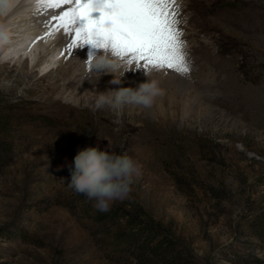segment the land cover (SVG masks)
Wrapping results in <instances>:
<instances>
[{
	"label": "rangeland",
	"instance_id": "obj_1",
	"mask_svg": "<svg viewBox=\"0 0 264 264\" xmlns=\"http://www.w3.org/2000/svg\"><path fill=\"white\" fill-rule=\"evenodd\" d=\"M178 4L190 71H150L165 94L177 78L186 98L202 94L176 115L99 103L149 79L143 62L117 58L116 73L92 68L83 83L62 84L50 79L57 67L34 79L15 61L0 64V118L11 144L0 156V264H166L129 217L159 228L192 264H264L255 234L264 221V0ZM109 141L141 170L129 196L112 203L117 214L99 220L94 200L69 186V165L80 149Z\"/></svg>",
	"mask_w": 264,
	"mask_h": 264
},
{
	"label": "snow or ice",
	"instance_id": "obj_2",
	"mask_svg": "<svg viewBox=\"0 0 264 264\" xmlns=\"http://www.w3.org/2000/svg\"><path fill=\"white\" fill-rule=\"evenodd\" d=\"M36 4L37 13L60 10L44 23L68 41L61 55L70 58L74 48L91 43L110 50L128 67L143 62L148 72L190 71L178 0H36ZM95 12L100 15L94 16ZM93 55L89 53V71Z\"/></svg>",
	"mask_w": 264,
	"mask_h": 264
},
{
	"label": "bare ground",
	"instance_id": "obj_3",
	"mask_svg": "<svg viewBox=\"0 0 264 264\" xmlns=\"http://www.w3.org/2000/svg\"><path fill=\"white\" fill-rule=\"evenodd\" d=\"M59 11V9L49 10L45 13L41 9L37 13L36 0H0V24L4 25L8 31V41L3 46H0V54L2 55L0 64H4L6 61H15L20 72L25 71L27 75L33 76L32 78L34 79L45 77L48 73L54 72L55 67H57L55 75L52 78L50 77L53 83L62 84L63 79L67 78H75L83 83V75L89 72L85 62V60L89 59V53L98 55L107 50L94 48L91 43H84L82 46H77L72 50L70 58L66 53L61 55V53L65 52L68 41L60 33L53 31L50 26L46 27L44 23L54 12ZM80 24L82 22H78V26ZM49 32H52V34L47 35L46 33ZM57 62H59L58 65ZM200 67L198 66V68ZM163 72L160 71L158 73L162 79L164 81L171 80V76ZM177 79V82H171V85L174 86L171 93L165 94L167 90L162 88L161 94L154 99L153 104L150 106L149 111L156 117H165L166 108H168L170 115H176L180 110L179 108L188 107L191 103L194 104L195 101L191 102V99L197 98L196 101H200L201 93L198 95L199 97L192 95L191 99L180 93L183 87L184 93L187 94V85L181 79ZM181 82L183 85L180 84ZM177 92L180 93L178 97ZM213 92V89H208L204 92L205 98L210 99L208 101L210 103L216 100V94ZM72 102L77 104L74 100Z\"/></svg>",
	"mask_w": 264,
	"mask_h": 264
},
{
	"label": "clouds",
	"instance_id": "obj_4",
	"mask_svg": "<svg viewBox=\"0 0 264 264\" xmlns=\"http://www.w3.org/2000/svg\"><path fill=\"white\" fill-rule=\"evenodd\" d=\"M8 41V31L0 25V46ZM86 64L88 60H85ZM92 68L102 74V70L116 73L122 66L111 52L93 55ZM149 77L138 87H121L113 90L114 95L101 94L99 103L123 105L134 103L150 107L154 99L161 94L159 83ZM119 83V79L113 81ZM109 141L108 147L87 146L80 149L69 165L71 180L69 186L79 193H84L89 200H94V207L100 212L110 209L112 203L126 199L132 191L134 179L140 175L141 165L127 153H117ZM113 149V150H110Z\"/></svg>",
	"mask_w": 264,
	"mask_h": 264
},
{
	"label": "trees",
	"instance_id": "obj_5",
	"mask_svg": "<svg viewBox=\"0 0 264 264\" xmlns=\"http://www.w3.org/2000/svg\"><path fill=\"white\" fill-rule=\"evenodd\" d=\"M6 127L7 123H4L2 118H0V156L4 157H7V154L10 152L11 148L10 142H8L3 135V130ZM115 214H117L116 210H113V212L108 210L97 215H99V220H103L109 218L110 216H114ZM128 221L133 227H139L140 233H146L145 236L147 240L145 242V246L149 248L148 250L154 257L162 259V261L166 264H192L189 253H187L183 248L179 247L176 241L168 238V236L159 230V228L134 217H129ZM255 228V234L264 241V221L259 222ZM132 235L134 234L132 233ZM151 243L152 246L150 245Z\"/></svg>",
	"mask_w": 264,
	"mask_h": 264
}]
</instances>
